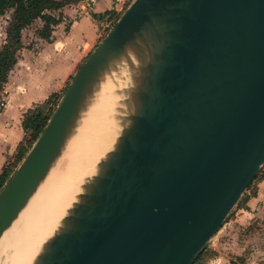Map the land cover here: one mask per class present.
Here are the masks:
<instances>
[{"label":"water","instance_id":"obj_1","mask_svg":"<svg viewBox=\"0 0 264 264\" xmlns=\"http://www.w3.org/2000/svg\"><path fill=\"white\" fill-rule=\"evenodd\" d=\"M122 62L114 149L33 264H195L264 167V0H134L1 189L0 239Z\"/></svg>","mask_w":264,"mask_h":264},{"label":"bare ground","instance_id":"obj_2","mask_svg":"<svg viewBox=\"0 0 264 264\" xmlns=\"http://www.w3.org/2000/svg\"><path fill=\"white\" fill-rule=\"evenodd\" d=\"M131 68L127 62L118 63L104 77L61 158L0 239V264L34 263L86 183L97 174L99 164L114 149L128 111Z\"/></svg>","mask_w":264,"mask_h":264},{"label":"crops","instance_id":"obj_3","mask_svg":"<svg viewBox=\"0 0 264 264\" xmlns=\"http://www.w3.org/2000/svg\"><path fill=\"white\" fill-rule=\"evenodd\" d=\"M129 1L78 0L54 13L62 15V22L55 28L51 42L37 38L34 49L23 48L0 101V176L16 162L26 139L25 115L52 95H62L110 30L108 17L100 21L94 15L113 12L121 16ZM250 264L264 263L252 255Z\"/></svg>","mask_w":264,"mask_h":264},{"label":"rangeland","instance_id":"obj_4","mask_svg":"<svg viewBox=\"0 0 264 264\" xmlns=\"http://www.w3.org/2000/svg\"><path fill=\"white\" fill-rule=\"evenodd\" d=\"M132 2L134 1L130 0L123 6L121 16L115 13L108 17L107 23L111 28L104 35L105 37L118 22L117 18L122 17ZM13 14V11H9L5 16H0V49L6 42ZM43 26V21L37 20L31 27L24 30L23 44L26 50L36 47V39L40 38L39 32ZM66 27L69 28V22ZM63 95L58 94L52 98L51 104L46 107V114L55 111ZM241 201L240 207L237 206L234 209L230 219L222 228V233H218L211 241L198 264H250L252 255L259 257V260L264 263V167L259 174V179L253 183Z\"/></svg>","mask_w":264,"mask_h":264},{"label":"trees","instance_id":"obj_5","mask_svg":"<svg viewBox=\"0 0 264 264\" xmlns=\"http://www.w3.org/2000/svg\"><path fill=\"white\" fill-rule=\"evenodd\" d=\"M77 1L78 0H0V16H5L9 11H13L14 13L12 25L7 33L6 42L0 49V101L2 99V94L4 93L5 87L9 82V78L16 68L20 54L24 48V30L28 27H31L37 20H42L44 26L39 32V37L47 42H51L55 28L62 22V15L57 17L54 15V13L61 11L66 6ZM112 14L113 12H107L102 16L94 15V18L96 20L102 21ZM119 19L120 17H118L116 21ZM67 88L63 94H65ZM55 95L57 94L52 95L45 103L35 106L25 115L23 127L27 133V136L19 149L16 162L6 168V170L0 176V191L9 181L19 164L24 160L30 149L35 144L36 140L44 131L54 111L53 110L52 112L46 114V107L51 104L52 98ZM58 104L59 102L57 103L56 107ZM258 179L259 175L256 177L254 182ZM252 185L248 190L251 189ZM240 204L241 203L238 204V208L240 207ZM244 207H246L245 203ZM203 254L197 259L195 264L200 262Z\"/></svg>","mask_w":264,"mask_h":264},{"label":"built area","instance_id":"obj_6","mask_svg":"<svg viewBox=\"0 0 264 264\" xmlns=\"http://www.w3.org/2000/svg\"><path fill=\"white\" fill-rule=\"evenodd\" d=\"M221 231H222V229H221ZM221 231H220V232H221ZM220 232H219V233H220Z\"/></svg>","mask_w":264,"mask_h":264}]
</instances>
